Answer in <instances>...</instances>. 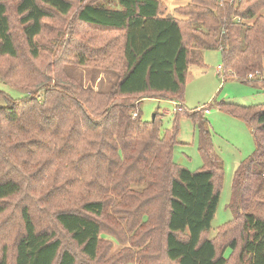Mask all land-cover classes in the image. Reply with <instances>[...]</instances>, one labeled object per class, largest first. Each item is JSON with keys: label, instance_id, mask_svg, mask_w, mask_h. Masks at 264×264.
<instances>
[{"label": "trees", "instance_id": "obj_1", "mask_svg": "<svg viewBox=\"0 0 264 264\" xmlns=\"http://www.w3.org/2000/svg\"><path fill=\"white\" fill-rule=\"evenodd\" d=\"M11 1L19 31L11 25L7 0H0V59L17 62L15 67L25 59L29 70L21 78L12 65L0 68L3 82L24 95L13 100L0 91L6 102L0 107V219L8 199H29L45 207L55 229L39 230L26 204L14 251L4 247L0 264H264V103L220 104L251 129L256 148L253 160L234 175L232 228L209 239L224 168L203 111L189 115L198 126L204 162L192 172L174 161L178 126L164 132L158 118L143 121L127 101L149 97L182 105L189 67L203 50L222 52L227 79L264 93V0H187L181 19L164 16L161 0L87 3L77 21L120 37L90 50L75 36L72 56L83 67L115 70L109 91L36 67L46 20L51 11L68 15L73 0ZM110 210L130 216L134 229H145L138 238L145 255H120L108 263L100 256L101 219ZM233 226L240 229L237 237ZM155 234L160 250L151 252Z\"/></svg>", "mask_w": 264, "mask_h": 264}, {"label": "rangeland", "instance_id": "obj_2", "mask_svg": "<svg viewBox=\"0 0 264 264\" xmlns=\"http://www.w3.org/2000/svg\"><path fill=\"white\" fill-rule=\"evenodd\" d=\"M92 1L95 0H73L72 10L68 15H60L51 11V17L46 20L45 35L38 42L42 57L35 63L38 71H45L51 77L64 72L75 80H82L85 87H91L95 91H109L117 80V72L113 69L97 68L94 63L85 67L80 66L74 59V55L72 56L71 51L74 47L71 43L75 36H79L84 47L90 50L99 48L100 45L110 39L120 37L117 33L106 34L101 29L86 26L77 21L81 9ZM113 1L116 2L117 0ZM161 2L167 7L164 16L181 19V9H185L190 1L161 0ZM7 6L11 25L17 32L19 31V17L16 12V3L7 0ZM17 40L19 43L21 42L20 37ZM24 53L27 54V50H24ZM24 61L25 59H21L19 66L15 67L17 62L11 63L0 59V68L7 70L12 65L16 73L23 78L26 76L25 71L29 70L28 67L22 65ZM196 63L189 67L182 105V101L178 100L149 97L144 99L132 97L127 101L136 104L141 111L143 121L152 123L155 118H158L163 125L164 132H171L175 125L178 126L177 144L173 150L174 161L192 172L202 170L204 162L199 152L200 134L198 126L189 115L203 111L204 117L210 125L213 144L224 168V177L220 185L219 207L208 236L209 239H213L223 227L232 228L228 224L234 219V212L229 209L233 197L234 175L242 163L253 160L256 148L255 137L251 129L244 122L231 117L226 108L220 104L255 106L264 103V93L259 88L245 85L237 80L227 79V73L225 69L223 70L224 62L220 50L200 51V59ZM219 67H222L223 71L219 72ZM57 78L64 80L62 76H57ZM0 91L13 100H20L24 97L21 92L5 84L2 78H0ZM4 106H6V102L0 97V107ZM219 184L220 182L217 184L218 189ZM26 204L31 206L39 230L55 229L50 213L43 205L29 199L10 198L6 201L7 211L0 219V254L4 247L10 250V254L13 253L15 238L22 231L21 210ZM158 205L159 203H157L154 211H159ZM159 215L160 211L158 212ZM101 223L103 233L100 256H104V261L110 260L107 263L111 262V259L120 255L133 254L137 258L146 254L142 251L138 241L145 229H134L131 225L130 216L123 212L116 214L110 210L101 219ZM233 228L235 231H232L231 234L236 237L239 236L240 229L234 226ZM136 232H138L137 236H135ZM154 238V248L150 249L151 252L160 250L159 236L155 234ZM64 243L68 246V239H65ZM72 248L75 254L80 257L77 248L74 246ZM235 263L231 262V264Z\"/></svg>", "mask_w": 264, "mask_h": 264}, {"label": "built area", "instance_id": "obj_3", "mask_svg": "<svg viewBox=\"0 0 264 264\" xmlns=\"http://www.w3.org/2000/svg\"><path fill=\"white\" fill-rule=\"evenodd\" d=\"M218 1H219L220 3H223L225 0H218ZM218 71H219V72L223 71V70H222V67H219V68H218ZM249 78L252 79V76H250ZM207 112H208V111H207ZM137 115H138L137 113H134L133 117L136 118Z\"/></svg>", "mask_w": 264, "mask_h": 264}]
</instances>
